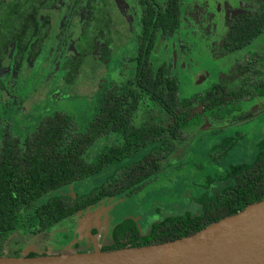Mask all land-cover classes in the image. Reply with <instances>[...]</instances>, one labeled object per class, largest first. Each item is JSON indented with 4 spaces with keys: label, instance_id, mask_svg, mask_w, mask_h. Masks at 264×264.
<instances>
[{
    "label": "trees",
    "instance_id": "16d2710c",
    "mask_svg": "<svg viewBox=\"0 0 264 264\" xmlns=\"http://www.w3.org/2000/svg\"><path fill=\"white\" fill-rule=\"evenodd\" d=\"M144 1L141 29L130 58L134 61L133 73L122 81L103 86L95 113L83 130L63 111L43 115L23 137L12 131L7 118H0V256L47 254V249L22 254V247L10 245L18 241L16 237L48 240L50 230L60 222L75 223L76 216L88 209L140 191L154 180L169 155L185 140V128L197 125L202 117L216 124L240 120L248 116L241 109V103L264 95V56L255 66L256 58L249 53L237 61L240 85L236 90L217 81L201 91L179 97L172 61L154 65L150 60L156 36L173 33L179 26V0H166L165 5L157 7L150 0ZM81 2L73 1L64 27ZM56 3L57 0H0V67L9 50L16 65L22 61L31 63L36 58L50 28L49 17L39 11ZM255 3L256 7L249 12H240L229 20L222 52L244 47L264 30V0ZM88 6L97 27L105 32L103 42L107 45L110 19L106 0H92ZM90 20L86 21L85 31L94 24ZM67 62L63 63V69L68 68ZM196 105L200 107L199 112L191 110ZM139 109L162 116L158 122L144 118L136 123ZM108 134L114 135L113 141L93 160H85V150L96 138ZM242 137L240 132L225 136L209 149L210 159L217 161ZM255 147L256 153L250 162L230 165L221 176L207 179L204 189L194 197L198 211L167 215L152 221L143 232L134 218H121L108 226V243H100L98 249L179 238L263 200L264 135ZM111 165H114L112 173L86 192L72 196L56 193L38 201ZM217 181L220 184L214 189L211 185ZM26 211L34 219L30 228L23 225L22 212ZM76 245L77 242L70 246ZM59 248L54 244L56 254L61 253Z\"/></svg>",
    "mask_w": 264,
    "mask_h": 264
},
{
    "label": "rangeland",
    "instance_id": "374dc122",
    "mask_svg": "<svg viewBox=\"0 0 264 264\" xmlns=\"http://www.w3.org/2000/svg\"><path fill=\"white\" fill-rule=\"evenodd\" d=\"M204 2L202 5L198 0H182L179 28L173 38L169 39L173 43H167L166 46L164 41L160 42L154 51L157 53L153 58L154 63L165 59L175 60L179 97L201 91L217 81L226 84L230 90H236L240 85V76L236 71L237 61L253 53L256 58L255 66H258L264 55L263 30L250 43L236 50V53L218 57L220 34L224 31L229 16L237 11L251 9V5L247 0L243 5L238 0L230 4L226 2L223 7L221 4L216 5L218 0ZM53 8L46 6L39 11L49 17L50 29L37 57L31 63L23 61L18 66L14 64L13 53L9 50L0 67V118H7L12 131L21 137L31 131L43 115L53 111H63L70 115L79 129L83 130L95 113L103 86L111 81H122L133 72L131 67L126 66V75L121 74L123 56L125 54L126 57L128 48L132 49L128 42L132 43L133 34L129 35L132 40L127 43L122 37L126 34V26L132 24L131 21H123V25L117 23V35L112 34L115 36H112V42L107 47V54L98 53L101 47L98 43L89 53L94 40L91 36L100 30L97 23L86 31L76 25L64 37L65 42H71L70 49L68 50L66 43L63 52L54 55L51 60L61 16V11L57 12L56 6ZM219 9L221 13L218 12ZM133 28L137 31L136 24H133ZM68 54H74L73 64L78 58L80 60L74 67L69 68L68 64V68L63 69L61 65L69 57ZM240 106L244 112L254 114L264 106V96L245 100ZM191 110L197 112L199 106L196 105ZM160 116L162 115L155 111L147 113L144 109H139L135 122H141L144 118L150 122H158ZM217 125L223 127L214 133ZM184 132L185 140L169 155L165 166L157 171L154 180L140 191L128 198L108 200L88 209L76 216L73 220L75 223L60 222L52 227L48 240L37 241L34 237L24 240L16 237L18 241L10 247H22V254L29 250L38 252L44 249H47V254H56L58 251L57 248L53 249L54 244L61 247L60 252L73 251L70 245L75 242L90 245L94 249L100 243H108L107 227L121 218H134L143 232L152 221L167 215L198 211L199 205L194 197L204 189L208 178L221 176L228 166L247 163L254 158L255 143L264 135V113L234 123L216 124L205 119L185 128ZM237 132L242 133L243 137L217 161L211 160L209 149L225 136L235 135ZM113 139V134L96 138L85 150L84 159L93 160ZM113 169L114 165L105 166L73 184L44 195L38 201L56 193H68L72 196L86 192L103 182ZM219 184L217 181L211 186L217 189ZM22 219L25 228L34 222L30 211L22 212ZM92 230H95V234H92ZM88 249L81 245L79 251Z\"/></svg>",
    "mask_w": 264,
    "mask_h": 264
},
{
    "label": "water",
    "instance_id": "95a60500",
    "mask_svg": "<svg viewBox=\"0 0 264 264\" xmlns=\"http://www.w3.org/2000/svg\"><path fill=\"white\" fill-rule=\"evenodd\" d=\"M0 264H264V199L172 240L110 250L0 256Z\"/></svg>",
    "mask_w": 264,
    "mask_h": 264
},
{
    "label": "flooded vegetation",
    "instance_id": "af4514ba",
    "mask_svg": "<svg viewBox=\"0 0 264 264\" xmlns=\"http://www.w3.org/2000/svg\"><path fill=\"white\" fill-rule=\"evenodd\" d=\"M73 1L74 0H57V3L56 4L49 5L52 8L56 6L57 8L55 10L57 12L58 11H61L60 24L57 27L58 28L57 35H56L57 38H56V43H55L54 48H53L54 51H53L51 60L53 59V56L54 55H56V54L58 55L60 52L61 53L63 52L62 50L64 49V45L66 43H68V42H65L64 37L67 35V33H69L71 31V28L73 29L77 25L80 29H84L85 26H86V21H88L90 18H91L90 21L92 23H94V24L97 23L94 19H92L93 16H91L92 15L91 14V9L88 6V4L92 2V0H82V2L78 5V7L75 9V11L73 12V14L71 15L68 23L66 24V27H64L63 24L65 22V19H66L67 15H68V11L72 7ZM150 1H151V4L154 5V7H157L159 5L160 6L161 5H165V1L166 0H150ZM198 1L201 2V3H203L202 5L205 4V2H204L205 0H198ZM233 1H235V0H222L221 2L218 0V2H217L216 5H220L221 4V6L223 7L224 3L227 2V3L230 4ZM238 1H240V5L241 4L243 5V4H245V1L246 0H238ZM247 1L250 3L251 9L256 7V3H255L256 0H247ZM119 3H121L120 5H122V6H120ZM145 4H146V1H144V0H106V8H107V11H108V19H110V23H108V25H107V27L109 28V32H108V39H109L108 40V44L105 45L104 42H103V39H105L106 37L101 38L102 36H105V32L103 30H101V28H100V30H98V32L96 34H93V36L95 38H94V40L92 42V45L89 47V53H91L90 51H92V49H93L94 46H97L99 44L101 47L99 48L98 53H103L104 52V53L107 54V50H108L107 47L112 42V36H115V35H112V34H116L117 35V30H116L117 23H119V25L120 24L123 25V21H127V22L131 21L132 24L126 26V30H127L126 31V34L124 36H122V37H124L123 39L126 41V43L129 40H132L133 39L132 43L128 42L129 44H131L132 49L131 48L130 49L128 48V50H127L128 52L126 53V57H125V54L123 56L124 57L123 58L124 62L122 63V67H123V69L121 70V74L122 75H126V73H124V70H125V67L126 66H129L132 69H134V61H131L130 58L133 56V54L135 52V49H136V39H137V35L139 34L140 29H141V26H140L141 25L140 18L142 16V13L144 12V5ZM181 4H182V0H179V9L181 7ZM251 9L242 10V11H239V12L237 11V13L235 12V13H233V14H231L229 16L228 21L226 23V27H225L224 31L221 32V34H220V38H219L220 39V44H219V49L217 51L218 57H223V56H226V55H231V54L237 52L236 50H231V51H228V52H222L221 45H222V42H223V36L225 35V33H226L227 29H228L229 20L231 18H233L236 14H238L240 12H243V11L249 12ZM124 11H127V14H124ZM218 12L221 13L220 9L218 10ZM180 13H181V11H180ZM214 14H215V11H214ZM117 15H119L120 18ZM179 21H180V15H179ZM133 24H136L137 31H134L133 30L134 29L133 28ZM178 28H179V26H178ZM178 28H177V30H178ZM177 30L174 31L173 33H169L168 35H165L163 37H161L160 35H157L156 36V38L154 40V45H153V47H152V49L150 51V60L151 61H153V58L155 57V54H157V53L154 52L155 49H157V45H159L160 42H163V41H164L163 43H166V46H168L167 43L172 44L173 42L170 41L169 39L173 38V35L177 32ZM130 34H133V38L132 39H131V37H129ZM165 40H167V41L165 42ZM70 43H68V46H69L68 47V50L71 47L70 46ZM159 47H161V46H158V48ZM263 56H261V58ZM73 59L75 60L74 54L73 55H69V57L66 59V61H68L67 63L70 65V66L68 65L69 68L70 67L71 68L74 67L75 64H76V62H78L80 60L79 58L78 59L76 58L77 60L73 64V62H72ZM242 59H240V60H242ZM170 61H172V63H173V70L172 71L175 74V60L173 61L172 59H165L164 61H159V62H170ZM159 62H157V63H159ZM63 63H62V65H63ZM157 63H154L153 62L154 65H156ZM20 64L18 66H20ZM62 65H61V68H62ZM263 96H258V98H262ZM254 98H256V97H254ZM199 111H200V107H199V110L197 112H199ZM260 113H264V106L259 111H257L254 114L248 113V116H246V117H244V118H242L240 120L230 121V122L231 123H234V122L242 121V120H245V119H247V118H249L251 116H254L255 114H260ZM204 120L205 119L202 117V119H201V121L199 123H201ZM207 121H209L210 123H213V121H210L208 119H207ZM222 123H224V122H222ZM228 124H230V123H228ZM220 127H223V126L217 125V129L216 130H220V129H218ZM107 230H108V227H107ZM83 244L84 243H79L78 242L77 245H76V247L75 246H71V248L74 249L75 251H76V249L79 251L80 250V246L82 245L83 247H86V249H88V247H89L90 250L92 249V247L90 245H86V244L83 245ZM99 245H98V247H99Z\"/></svg>",
    "mask_w": 264,
    "mask_h": 264
}]
</instances>
